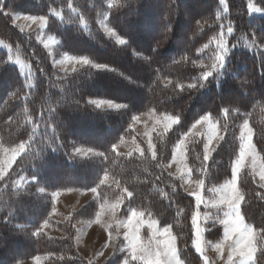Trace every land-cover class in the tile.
<instances>
[{
	"label": "trees",
	"instance_id": "trees-1",
	"mask_svg": "<svg viewBox=\"0 0 264 264\" xmlns=\"http://www.w3.org/2000/svg\"><path fill=\"white\" fill-rule=\"evenodd\" d=\"M14 13L47 16V33L60 40L58 52L92 63L58 68L37 31L13 23ZM104 17L126 43L102 29ZM221 39L228 54L223 67L213 70ZM0 41V143L24 146L10 177L0 181V264L36 255L47 256L43 264H120L127 254L120 250L123 238L102 263L76 247V222L94 218L106 199L123 201L121 219L136 209L169 227L181 257L200 264L193 247L195 199L167 165L181 136L205 114L218 122L223 139L207 161L203 138L192 140L187 154L194 177L207 189L232 176L245 121L264 161V0H2ZM16 57L29 65L23 66L27 72ZM203 71L213 73L202 81ZM194 83L196 88L188 87ZM94 99L124 107H97L89 102ZM150 110L179 122L154 131L153 150L140 138L141 151H119L117 145L137 136L133 117ZM77 147L102 155H80ZM20 175L27 181L18 186ZM71 188L98 193L54 220L52 193ZM240 188L242 214L259 232L258 262L264 264V187L246 168ZM207 237L222 240L223 225L211 223Z\"/></svg>",
	"mask_w": 264,
	"mask_h": 264
},
{
	"label": "rangeland",
	"instance_id": "rangeland-1",
	"mask_svg": "<svg viewBox=\"0 0 264 264\" xmlns=\"http://www.w3.org/2000/svg\"><path fill=\"white\" fill-rule=\"evenodd\" d=\"M253 11L256 9L252 6ZM20 15V19L16 20V24H18L22 29L27 30H33L37 31L38 39L40 42L46 46L51 53L52 60L54 64L63 70H74L82 64L75 63L72 61H65L66 57H73V55L69 53H59L57 50V47H59L60 40L53 34L47 33L46 28L48 27L47 24L42 28L39 25V22H33L30 20H25L23 17L25 16H33V15H27L23 13H14V15ZM100 24L102 29L108 34L107 29H112L107 22V18H101ZM46 31V32H45ZM116 33V31L114 30ZM116 36H119L116 33ZM116 36H112L116 39ZM4 46V44L0 41V47ZM79 57V56H77ZM15 64L20 68V71L25 73L27 70L23 67H27L29 69V65L21 60L19 57H16L14 59ZM59 61H63V63H58ZM104 100H110L113 101L116 104L122 105L121 103L111 100V99H104ZM103 108H111L104 106ZM209 116L210 120L216 124L217 126V137L214 138L209 144V159L213 155L215 149L219 146L221 143L220 137H223L222 133L219 130L218 122L210 115L205 114ZM203 115V116H205ZM136 119H133L132 127L135 129V132L137 134L136 138H129L125 141L121 142L119 145H117V149L121 152H132V151H141L142 145L140 138L149 146L151 150H153V133L154 131L158 129L166 128V117H175L168 113H158L155 110H150L145 113L137 114L135 115ZM198 118L197 120H199ZM196 120V121H197ZM196 121L193 124H196ZM179 122V119L176 123ZM174 124H171V128ZM244 123L242 124L241 131L244 130L245 134H247V129H244ZM248 127L252 130V145L254 148V152H249L244 157L242 167L240 171L237 173V187L239 191L241 192L240 188V180H241V173L244 169L249 168L253 171L252 167V161L253 157H255L257 162L256 171L254 172L255 175L259 177V165L264 163L261 155L258 153L256 145L254 143V132L253 129L247 121ZM193 124L191 127L181 136L179 141L176 143L173 151V156L170 160V162L167 165L168 170L176 175L178 178H180L182 185L184 186L185 190L188 191L190 194L192 192L199 191L202 196V203L199 205V207L195 209L192 223H193V230H194V240L196 238L195 233V221H197L199 227L202 230L201 233V247L202 252H197L196 247L193 243V247L195 249L196 254L200 257L201 263L200 264H230L228 261V249L225 247L224 252L218 253L215 245L222 241H212L207 237V231L209 229V225L211 223H219V220L223 218V212L226 210V206H214L213 201L217 200L219 198V193L216 191V189L220 188L225 182L232 179V176L224 181L223 183L213 186L211 188H206L205 184L203 186L198 185L196 182L200 179H196L193 175V171L191 169V165L188 162V148L190 145V142L196 138H203L205 143L208 142V125L205 122H202L201 124H196V127L193 128ZM183 141V145L181 146L180 150L177 149V145L180 144V142ZM151 145V147H150ZM17 147H6L3 146L0 143V166L4 167V175L0 177V181L5 177L9 175V172L13 165L17 163V159L19 158L21 152L19 151L18 154H16L15 159L12 161L10 166L4 165V162L13 154V150L18 149ZM24 149V148H23ZM205 152V149H204ZM183 153V154H181ZM92 154V153H91ZM90 155V154H88ZM240 156V152H239ZM239 156L237 159H239ZM236 159V160H237ZM200 160V158H199ZM235 160V162H236ZM234 162V164H235ZM233 164V166H234ZM10 177V175L8 176ZM27 181V178L25 175H20L19 178L16 181V184L18 186L23 185ZM260 183H264L260 181ZM93 189V188H92ZM92 189H80V188H71L66 190H58L54 191L53 193H58V195L53 198V204L55 209L52 211V218L54 220H62L67 214H70L76 210H80L86 202H88L90 199H93L97 196V188L95 192L92 191ZM52 193V197H53ZM242 193V192H241ZM195 199V196L192 195ZM242 203L241 202V214H242ZM196 204V203H195ZM113 205L116 207L113 208ZM123 205V201L121 199H115V200H104L101 202L98 208V212L96 213L95 217L92 219H79L76 222V228H77V234H76V247L84 255L87 259L91 261H97V262H103L108 257H110L117 245L118 238H123L124 243L120 247L121 251L126 250L127 254L123 258L122 262L120 264H125V261H127V264H143V261L139 260H132L130 255V250L128 248V241L124 237V233L128 231V229L125 227V224L131 215L132 211L135 210L137 213H143L142 211L132 209L130 210V213L128 217L125 218H119V210L121 209V206ZM198 213V217L196 215ZM205 213H207V217L205 216ZM243 215V214H242ZM144 223L140 227V237L143 244H152L153 248L155 247L154 241H153V235L151 229L148 227V225L152 221H156V228L158 231H163L164 228H168L171 236L175 239V247L177 249V258L181 261V264H189L187 263L180 254L179 246L177 237L174 235V233L171 231L169 227H162L159 225L158 221L152 217L143 215L139 217ZM135 223V221H134ZM245 223H248L245 220ZM220 224V223H219ZM223 225V224H222ZM46 230L51 234H56V230L51 225H45ZM254 228V227H253ZM224 229V225H223ZM167 236H159L157 235L155 239H166ZM193 240V241H194ZM259 235L257 236V252L255 255V264H259L258 262V251H259ZM35 257H39V261L35 260ZM46 255H36L34 257H31L29 259L20 260L16 264H43V262L46 260ZM207 258V259H205ZM235 260H239V257H235ZM248 264H252L251 261L248 262Z\"/></svg>",
	"mask_w": 264,
	"mask_h": 264
},
{
	"label": "snow or ice",
	"instance_id": "snow-or-ice-1",
	"mask_svg": "<svg viewBox=\"0 0 264 264\" xmlns=\"http://www.w3.org/2000/svg\"><path fill=\"white\" fill-rule=\"evenodd\" d=\"M71 6V5H69ZM0 10H2V0H0ZM255 11H260L259 8L254 9ZM7 14V13H6ZM57 16L60 15V13H56ZM20 15H14L13 16V23H15L16 20L20 19ZM25 20H30L33 22H39L40 27H44L47 22L48 18L47 16H25L23 17ZM108 35L110 36H116V33L113 29H107ZM228 32H232V28H228ZM116 42L118 44H124L126 43L125 39L121 36H116ZM208 45H205V48H207ZM217 48L219 51L215 53L214 61L211 64V69L218 70L223 67L225 57L228 54V49L225 47L223 40L217 41ZM72 61L75 63H79L82 65L91 64L92 61L89 60L86 56H73V57H66L65 61ZM58 63H63V61H59ZM195 63V62H194ZM201 64L203 65V61H201ZM96 68H107V65L103 64H93ZM213 71H203L201 74V80H206L210 75H212ZM199 86L202 87L203 83H199ZM183 87V86H181ZM189 88H196L197 84H190L188 85ZM89 102L95 104L97 107H111V108H121L124 107V105H119L114 103L110 100H104V99H94L90 100ZM224 111L227 113L229 109H224ZM135 120L136 117H133ZM178 117H166V124L165 127H170L171 124H174L178 121ZM202 122L207 123L208 125V142L204 144V160L207 161L209 159V144H211L212 140L217 137V126L215 123H213L209 116H201L199 120L196 121V124H201ZM196 124H193V128L196 127ZM244 129H247V134H245L244 130L241 131L240 134V156L239 159L236 160L234 166L231 169L232 172V179L225 182L220 188L216 189V191L219 193V198L215 201H213L214 206H226V210L223 212V218L219 220L220 224L224 225L223 229V240L218 242L215 245V248L218 253H223L225 247L228 249V261L230 264H248L249 261L252 262V264H255V255L257 252V236L259 235V232L257 229L253 228L252 224L245 223V217L241 214V202L244 201V195L239 191L237 187V173L240 171L244 157L249 154V152H254V148L252 145V130L248 127L247 121L244 123ZM220 139H223V137H220ZM183 141L180 142L179 145H177V149L180 150L181 146L183 145ZM151 147V145H150ZM24 148L23 144L19 146L18 149L13 150V154L4 162V165L10 166L12 161L15 159L16 154H18L19 151H22ZM74 152L80 154V155H88L91 153H96L98 155H102V153L96 152L94 149L90 148H84V147H77L73 149ZM183 154V153H181ZM252 167L253 171H256L257 162L255 157H253L252 161ZM259 177L260 181L264 182V163L259 165ZM4 175V167L0 166V177ZM32 179H35L34 177ZM198 185L203 186L204 180L200 179L196 182ZM261 187H264V183L261 184ZM44 189H41L43 191ZM93 192L96 191L95 188L92 189ZM58 195V193H53V198ZM131 195V193H129ZM191 195L195 196V203L197 208L202 203V196L199 191L192 192ZM116 206L113 205V208ZM143 213H137L135 210L132 211L131 215L129 216L125 227L128 229L124 233L125 239L128 241V248L130 250V255L132 260H139L143 261V264H181V261L177 258V249L175 247V239L171 236V233L168 228H164L163 231H158L156 228V221H152L148 227L152 231L153 235V241L155 247L153 248V245L150 244H143L140 237V227L144 223L139 217H141ZM198 217V213H196ZM207 213H205V216L207 217ZM135 221V223H134ZM47 224V221L44 222ZM195 223V233L196 238L193 241L196 251L202 252L201 247V233L202 230L199 227L197 221ZM238 227L242 228L245 233H247L248 237V244L244 245V248H241V241L242 237L240 235L239 231H236ZM259 231H264V229H261ZM159 236H167L166 239L160 240L155 239V237ZM251 247L253 249L251 258L245 262L244 258L241 256V251ZM235 257H239V260H235ZM35 260L39 261V257H35ZM207 259V258H205ZM125 264H127V261H125Z\"/></svg>",
	"mask_w": 264,
	"mask_h": 264
},
{
	"label": "clouds",
	"instance_id": "clouds-1",
	"mask_svg": "<svg viewBox=\"0 0 264 264\" xmlns=\"http://www.w3.org/2000/svg\"><path fill=\"white\" fill-rule=\"evenodd\" d=\"M236 231L240 232L241 237L243 238L241 241V248H244V245L248 244V237H247V233H245L243 231L242 228L238 227L237 229H235ZM253 249L251 247H248L244 250L241 251V256L244 258L245 262H247L250 258H251V254H252Z\"/></svg>",
	"mask_w": 264,
	"mask_h": 264
}]
</instances>
